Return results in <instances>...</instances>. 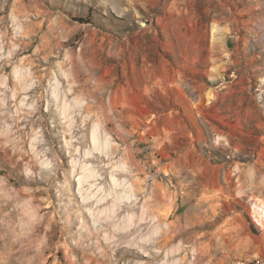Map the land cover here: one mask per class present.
<instances>
[{"label":"rangeland","instance_id":"obj_1","mask_svg":"<svg viewBox=\"0 0 264 264\" xmlns=\"http://www.w3.org/2000/svg\"><path fill=\"white\" fill-rule=\"evenodd\" d=\"M0 264H264V0H0Z\"/></svg>","mask_w":264,"mask_h":264},{"label":"bare ground","instance_id":"obj_2","mask_svg":"<svg viewBox=\"0 0 264 264\" xmlns=\"http://www.w3.org/2000/svg\"><path fill=\"white\" fill-rule=\"evenodd\" d=\"M114 6V9L118 12V13H120L122 10L119 8V7H117L116 5H113ZM60 100V99H59ZM66 104V103H65ZM67 107H68V104L66 105ZM66 107V108H67ZM73 107V106H72ZM65 108V110H67ZM67 112H68V110H67ZM67 112H66V114H67ZM62 114H65L64 112L62 113ZM67 118V117H66ZM96 130V129H95ZM94 130V131H95ZM98 133V132H97ZM93 141H94V144H95V146H97L98 145V138H97V136H96V132H95V134L93 135ZM97 150H100V148L98 147V148H96ZM101 151V150H100ZM84 167V168H83ZM82 168L84 169V171H87V167L86 166H83ZM93 170V169H92ZM92 170L90 171L91 173H94V172H92ZM86 174H89V173H86ZM83 175V174H82ZM85 175V174H84ZM84 178V177H83ZM87 178H89V177H87ZM80 182H79V184H80V186L82 187V185H83V183H84V180H82V177L80 178V180H79ZM87 182V181H86ZM85 182V183H86ZM112 183H113V185L115 186V187H119L120 186V182L118 181V179L114 176V175H112ZM122 183V182H121ZM90 184V183H89ZM93 184V183H92ZM90 187H93V185L92 186H90ZM94 188V187H93ZM87 189V188H86ZM83 192V191H82ZM92 192V191H91ZM86 193V192H85ZM84 193V194H85ZM86 195V194H85ZM104 196H102V199H99V200H97V201H95L96 202V205H102L104 202L103 201H105V199L103 198ZM122 197V196H121ZM121 197H117L118 198V201L119 200H121L122 198ZM131 197V196H130ZM86 199H88V198H86ZM90 199V198H89ZM88 199V200H89ZM107 199H108V196H107ZM123 200V199H122ZM91 201V200H90ZM94 201V200H93ZM106 202V201H105ZM116 208V207H115ZM114 208V209H115ZM102 212V211H101ZM101 214H103V212L101 213ZM112 214V213H111Z\"/></svg>","mask_w":264,"mask_h":264}]
</instances>
